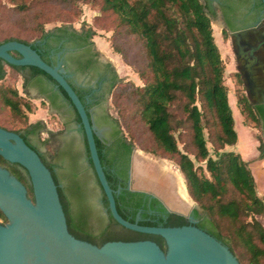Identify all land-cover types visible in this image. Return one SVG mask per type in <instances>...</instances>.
Masks as SVG:
<instances>
[{
	"label": "trees",
	"instance_id": "1",
	"mask_svg": "<svg viewBox=\"0 0 264 264\" xmlns=\"http://www.w3.org/2000/svg\"><path fill=\"white\" fill-rule=\"evenodd\" d=\"M10 1L14 4L12 9L18 15L19 25L35 37L16 32L0 37V44L16 39L35 47V43L50 31L45 28L50 17L43 9L45 2L50 0ZM57 1L75 10L81 0ZM97 3L102 16L114 15L117 20L111 38L114 49L135 66L144 79V84L138 85L118 77L111 93L119 112L118 117H113L121 133L119 143L128 158L138 144L154 155L174 159L184 174L189 195L205 214L199 226L228 244L241 264H264V222L257 217H264V196L260 194L249 167L251 161L236 150L226 149L238 142L239 134L224 80L225 65L205 3L203 0H97ZM63 26L73 27L65 24L57 28ZM73 29L78 31L75 27ZM78 32L91 39L96 34L92 26H82ZM128 39L139 44L140 65L131 60L124 46ZM5 64L15 75L22 77L28 67L33 69L34 74L50 75L36 66L14 65L0 59V103L8 107L17 120L24 122L17 129H10L1 123L0 126L18 131L29 142L28 133L41 125L43 120L29 121L31 101L14 83L5 82L8 74ZM238 76L242 81L239 73ZM23 84L27 85V77L23 78ZM238 102L245 116L254 120L261 129L258 159H263L264 130L253 107L255 104L246 93L239 97ZM138 125L141 129L136 130ZM50 139L43 138L41 141L51 145ZM96 141L110 185L115 190L121 186V191L115 192L118 210L125 218L135 221L139 208H144L142 197L147 192L125 188L127 169L114 170L113 159L107 155L104 141L100 137H96ZM209 141L216 156L210 152ZM55 153L59 154L58 148H55ZM195 160L206 161V168L197 166ZM0 163L26 184L29 195L34 198L26 168L8 161L1 154ZM69 170L68 191L71 197L60 185L59 193L69 229L74 235L98 245L109 240L148 238L166 248L162 236L131 230L121 225L109 210V221L102 222L97 230L91 229V207L87 201L85 182L78 177L75 166ZM52 172L58 182L57 172L53 169ZM103 194L108 206L104 191ZM153 204H159L157 208L161 215L157 220L140 219V223L189 224L184 214L167 212L159 198L155 197ZM147 215L146 212L142 214L143 217ZM0 218L3 219L0 222L7 221L1 209Z\"/></svg>",
	"mask_w": 264,
	"mask_h": 264
},
{
	"label": "water",
	"instance_id": "2",
	"mask_svg": "<svg viewBox=\"0 0 264 264\" xmlns=\"http://www.w3.org/2000/svg\"><path fill=\"white\" fill-rule=\"evenodd\" d=\"M206 2L216 19L228 28L251 26L233 31L231 38L247 96L255 104L253 107L264 130V19L259 21L264 17V0ZM0 59L14 65L36 66L65 90L79 113L93 168L108 199L106 209L121 225L138 232L158 234L166 243L165 249L153 239H118L98 245L74 235L69 229L52 169L18 131L0 126V154L26 168L34 193L32 198L26 184L0 163V209L7 217L6 222H0V264H241L228 244L194 224L190 213L175 210L166 202L170 211L186 215L190 223L142 224L139 222L141 211L135 221L125 218L115 198L121 186L115 190L110 185L97 146L96 137H100L102 129L94 122L62 63L48 62L31 44L16 39L0 44ZM249 167L258 189L264 193V159L250 163ZM132 172L133 167L129 185L135 189Z\"/></svg>",
	"mask_w": 264,
	"mask_h": 264
},
{
	"label": "rangeland",
	"instance_id": "3",
	"mask_svg": "<svg viewBox=\"0 0 264 264\" xmlns=\"http://www.w3.org/2000/svg\"><path fill=\"white\" fill-rule=\"evenodd\" d=\"M14 4L10 0H0V37L7 34H13L20 32L24 35H29L19 25L18 15L15 10L12 9ZM43 9L50 17V20L45 23V28L52 30L57 26L70 24L75 28L80 29L82 26H92L96 30V34L93 36V43L100 51L102 57L110 59L116 70L119 78L123 80H132L138 85L144 84V79L135 66L129 64L122 56L121 53L116 51L112 45V36L116 27L117 20L114 15L102 16L103 13L100 10V6L97 0H81L78 2L77 9L72 10L67 8L63 3L57 0H50L45 2ZM215 40L220 48L221 56L225 65L224 80L228 86L229 101L233 109L235 117V127L239 134V140L236 144L227 146V150H236L242 154V156L250 160L251 163L258 159V145L261 139V129L259 125L249 117H246L242 111V107L238 102L240 96H243L245 86L236 72V60L230 38L227 35L224 37L220 32V25L212 21ZM34 38L35 35H29ZM138 43L132 39L125 40L126 49L129 52L131 60L137 65H140L138 57ZM7 68V77L5 82L14 83L20 90V92L31 101L32 110L28 111L29 121H35L43 119L47 128H52L54 132H60L61 130L68 129V133L63 134L64 140H60L57 135L49 136L48 132L41 133L42 138L50 137L51 145L43 144L40 146L46 152L50 160L56 165V172L62 183V187L66 191L69 197L68 191V173L72 167L71 160L75 159L77 162L78 177L85 182V186L89 190V197L94 203L97 210L101 213L102 220H94L93 224L95 229L101 227L102 222L109 221V214L102 201V190L97 181L96 175L90 162L87 159L86 145L82 136V133L77 131L74 126L73 117L70 119L63 118L59 112L52 110L49 107V103L46 100L30 94L25 90L23 84V77L15 75L9 65L5 64ZM105 112L111 117H118V107L114 104L112 95L109 96V100L105 107ZM0 123L10 129L21 128L24 125L23 121L17 120L11 113L8 107H5L0 103ZM98 125V124H97ZM99 126V125H98ZM139 130L140 125L135 127ZM141 129V128H140ZM107 130V129H106ZM208 134V133H207ZM63 137V138H64ZM40 140V138H39ZM42 140V139H41ZM211 154L215 155L212 143L209 141ZM183 147V143H181ZM60 149V153H55V148ZM67 151L73 154L69 156ZM140 151V152H139ZM142 152V153H141ZM194 158V156L192 155ZM134 163L136 164L137 172L136 178L133 181L132 186L136 188L148 187V189L158 192V194L165 200V202L173 209L189 212L192 209H198L203 212L200 205L191 198L189 195V201H184L179 193L178 185H176L174 176H180L186 185L183 172L180 170L179 165L174 159L166 158L163 156L154 155L141 148L140 145H136L134 149ZM197 166H203L206 168V161L195 160ZM173 172H176L173 173ZM173 173V174H172ZM208 173V172H207ZM175 174V175H174ZM184 185V186H185ZM199 206H198V205ZM198 207V208H197ZM262 222L264 217L257 216ZM2 221L3 219L0 218Z\"/></svg>",
	"mask_w": 264,
	"mask_h": 264
},
{
	"label": "flooded vegetation",
	"instance_id": "4",
	"mask_svg": "<svg viewBox=\"0 0 264 264\" xmlns=\"http://www.w3.org/2000/svg\"><path fill=\"white\" fill-rule=\"evenodd\" d=\"M203 2L206 5V8L212 18V21L220 25L221 35L223 37L227 35L228 38H230L231 40V44H232L231 33L233 31L251 27L248 26L236 30L228 28L227 26L223 25L216 19L215 15L213 14L206 0H203ZM263 19L264 17H262L259 21H262ZM73 28L74 27L71 26L53 28L48 32L46 36L39 39L35 43V47L34 46L33 47L36 48L42 54L43 57L47 58L48 62L53 64H58L59 62L62 63L64 72L68 76V79L72 82L74 88L76 89L82 100L85 102V105L88 108L89 113L92 116L94 122L98 124L100 127H104V126L108 127V129L105 130L104 135L100 138L104 141L105 145L107 146V148H105L107 155L113 159V165H112L113 169L114 170L115 169L119 170L123 168L127 169L128 180L126 181L127 186L125 188L131 190H143L147 192V195H144L142 197V203L144 205V208L143 207L139 208V211H141V219L157 220L158 215H161V211L158 210L157 208L159 204H155V205L153 204V199L155 197L159 198L162 204L161 206L166 207L167 212H171V211L168 209L167 205L165 204V200L154 191L153 194L142 188H136V187H134L135 189L131 188V186L129 185V178H130L129 173L134 163V150L128 158V154L125 152L123 146H121L119 143L120 142L119 137L121 134L119 132V127L117 126L114 119L111 118L105 112V107L109 100V96L111 95L114 83L118 78L117 70L110 59L102 57L100 51L93 43L92 41L93 39L83 37V35H81V32L80 33L78 32L80 31V29L77 28L78 31H75ZM232 49H233V45H232ZM14 55H19V54L17 52ZM235 60L237 66L236 55H235ZM236 72H237V75H235L236 78L239 73L243 81L242 74L239 72L237 67H236ZM24 75L25 76H23V78L27 77V85L24 86L26 91H28L30 94H35L36 96H40V98L43 100H46L49 103V107L52 110H56L57 112H59L63 118L66 119H68V117L70 119L72 117L74 118L73 119V121L75 122L74 126L77 131L82 133L87 151V144H86L87 140L84 134L83 127L80 126L81 119L80 120L78 119L79 113L76 110V108L73 106L69 96L68 95L66 96V94L64 93L65 90L63 91L62 87H58L55 79L48 76L47 74L45 73L34 74L33 69L31 67H28L24 70ZM25 82H26V78H25ZM39 120H43V119H39ZM39 120H35V122ZM68 129L61 130L60 132H54L52 128L50 127L47 128L43 120V123L41 125L34 127L32 131L28 133V140H29L28 143L40 153L45 163L55 171H56V165L50 160L46 152L40 146L41 139L43 138L42 136L39 135V130L40 133H43L45 131L48 132L49 136H51L52 133L50 132L52 131L54 132L52 136L57 135V137L60 140H64L65 137L63 136V134L65 135V133H68L69 131ZM58 152L60 153L59 147H58ZM67 153L69 154V156L73 154L70 151H67ZM87 159L93 168L90 154L88 152H87ZM71 164L72 166H75L77 168L78 164L77 162H75V159L71 160ZM93 171L95 173L94 168ZM173 179L175 180L176 185H178L177 180L174 177ZM58 184L62 186L60 180L58 181ZM86 191H87V201L89 206L91 207V211L89 213V218H90L89 225L91 229H95V225L93 224V221L99 220L101 218V213L97 210L94 203L90 199L88 192L89 190L87 189V187H86ZM179 193L181 195L180 188H179ZM181 197L183 198L182 195ZM183 200L187 201L184 198ZM102 201L105 205V208H107L108 206L105 204L103 191H102ZM143 212L148 213V215L143 217L142 216ZM187 213H190L193 216L194 218L193 223L198 226L201 220L204 219L205 217L204 212L198 209H192ZM162 215L165 216L166 214L163 212ZM187 218L190 223L189 217Z\"/></svg>",
	"mask_w": 264,
	"mask_h": 264
},
{
	"label": "bare ground",
	"instance_id": "5",
	"mask_svg": "<svg viewBox=\"0 0 264 264\" xmlns=\"http://www.w3.org/2000/svg\"><path fill=\"white\" fill-rule=\"evenodd\" d=\"M176 174V172H173ZM172 173V174H173ZM174 174V175H175ZM174 178L177 180V183L179 185V188H180V192H181V195L183 196V198L187 201H189V194H188V191H187V187L186 185L184 184L183 180L181 179V177L179 176L178 177V174L177 176H174ZM185 185V186H184Z\"/></svg>",
	"mask_w": 264,
	"mask_h": 264
},
{
	"label": "crops",
	"instance_id": "6",
	"mask_svg": "<svg viewBox=\"0 0 264 264\" xmlns=\"http://www.w3.org/2000/svg\"><path fill=\"white\" fill-rule=\"evenodd\" d=\"M99 127H100V126H99ZM100 129H102V133H101V135H100V137H102V136L104 135L105 130L108 129V127H107V126H104V127H100ZM258 155H259V150H258ZM263 159H264V158H263ZM260 160H262V159H260ZM136 172H137L136 164L133 163V172H132V179H133V181H134L135 178H136ZM140 188H142V189H144V190L154 191V190L148 189V187H140ZM154 192L158 194V192H156V191H154ZM259 192H260L261 195L264 196V193H263L261 190H259ZM188 194H189V193H188ZM158 195H159V194H158ZM159 196H160V195H159ZM160 197H161V196H160Z\"/></svg>",
	"mask_w": 264,
	"mask_h": 264
}]
</instances>
